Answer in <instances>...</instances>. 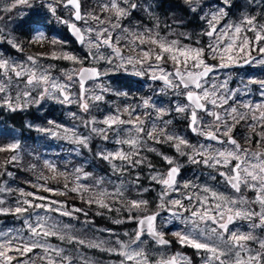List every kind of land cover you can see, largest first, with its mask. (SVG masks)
Masks as SVG:
<instances>
[{
    "label": "snow or ice",
    "instance_id": "6c2138e0",
    "mask_svg": "<svg viewBox=\"0 0 264 264\" xmlns=\"http://www.w3.org/2000/svg\"><path fill=\"white\" fill-rule=\"evenodd\" d=\"M184 2L201 22L199 32L178 31L185 24L176 20L162 29L150 6L143 10L154 22L132 26L133 12L141 8L136 0H97L90 10L84 9L83 0H52L48 11L68 27L86 54L65 50L66 41H48L44 31L35 29L29 43L50 42L49 52L18 60L0 56V107L24 110L45 100L75 105L78 111L67 113L72 126L50 120L54 127L38 131L75 145L77 155L82 149L91 152L92 140L99 139L94 156L110 168V173L97 175L82 166L60 170L45 160L51 175L41 173L38 182H29L35 192L0 180V215L21 221L19 228L0 230V264H95L81 246L115 254L119 264H193L184 252L169 251V231L181 249L195 250L202 264H264V79L241 81L243 88L233 89L230 74L221 76L225 69L264 65V16L243 13L229 19L233 0H222L218 7L213 4L219 0ZM21 5L29 0H12L3 10ZM61 5L69 11L67 20L57 16ZM5 39L24 51L0 28V40ZM49 60L73 67H61L56 75L57 65L45 62ZM129 69L160 87L137 100L103 83L110 73ZM248 85L259 86L261 102L239 99L242 91H250ZM105 94L123 99L109 102ZM159 96L169 99L154 98ZM177 118L185 122L183 131L175 126ZM242 123L248 129L244 143L236 138ZM20 150L18 140L0 145V153L12 154L0 164V177L14 175L6 166L20 162ZM149 154L166 167L158 168ZM181 158L197 166L194 179H182ZM61 179L62 188L50 186ZM151 192L155 198H145ZM38 193L77 194L90 207L115 212L113 224L135 227L121 236L111 228L93 229V222L85 219L78 229L70 221H79L78 213L87 217L83 208ZM6 196L14 197L11 205ZM85 229L108 233L109 238L77 235ZM52 238L61 243H52Z\"/></svg>",
    "mask_w": 264,
    "mask_h": 264
},
{
    "label": "rangeland",
    "instance_id": "374dc122",
    "mask_svg": "<svg viewBox=\"0 0 264 264\" xmlns=\"http://www.w3.org/2000/svg\"><path fill=\"white\" fill-rule=\"evenodd\" d=\"M137 3L141 5L139 10L133 12L131 17L132 26H135L137 23L142 25H151L154 21L149 19V15L143 9L145 7L151 8L152 13L159 18L161 23V28L164 29L166 25H172L174 20L180 21L185 24V27L177 29L178 31H187V32H199L201 22L198 18H194V16L188 12V6L185 4L184 0H136ZM12 0H0V28L4 30V36L9 38H15L18 43L19 41L24 42L25 37H29L31 33L35 29H39L43 31V25L50 22V20H54L52 14L48 11L46 5L48 3H52V0H29V5H21L17 8L13 9L11 12L4 11V7L11 4ZM222 3V0H219L218 3H214V7H218L219 4ZM235 7L231 9V14L229 19L236 20L243 13H249L251 15H261L264 16V13L261 12V9L264 8V5L260 4V0H233ZM97 4V0H83V7L85 10H90L95 7ZM208 9L206 8L205 11ZM254 10L255 14L251 12ZM97 11H99L97 9ZM65 16L69 14L68 9H63L62 5L57 8V16L58 15ZM66 19V18H65ZM69 19V18H68ZM35 21H41L40 24L34 23ZM22 22L27 23L26 27L20 26ZM127 24V21H125ZM28 25V26H27ZM45 29V27H44ZM52 38V37H51ZM27 40V39H26ZM51 41V40H48ZM62 41H66L65 47L69 46L70 43L67 40L62 39ZM32 44L27 42L26 45H23L24 51L18 52L11 47L5 40H0V56L4 58L11 59H21L27 55H34L37 53H47L52 49L50 42H47L44 46V51L33 52L31 49H27L28 45ZM37 46V45H36ZM60 45H57L59 48ZM78 55L83 57L86 52L85 49L81 47V49L76 52ZM46 63H54L57 65V71L54 74L59 75L58 69L61 67L71 69L73 65L67 61H45ZM104 67H108L104 65ZM255 70H264V65L253 64L249 65V67L244 71H236V70H222L221 76L225 73L230 74L231 79L229 80V87L233 89H242L244 84H247L248 80L251 79L252 75L256 74ZM103 70V68L101 69ZM256 79V78H255ZM103 83L110 87L113 91H122L128 92L129 96L139 99L141 97L152 96L153 91L160 87V84H156L148 81L146 77H139L132 74L131 69L128 72L119 71L110 73L108 76L102 78ZM250 89V85H248ZM256 94H259L257 92ZM106 100L109 102L116 101L120 103L123 99L122 97H116L112 94H105ZM250 91L241 92L239 99L241 101H251L249 99ZM157 100L167 101L169 97L167 96H159L154 97ZM130 102V101H129ZM258 102H261L258 100ZM257 102V103H258ZM108 105H101L102 108H106ZM5 107H0V113L5 114L8 112ZM68 111H78L75 105L64 106L56 103L52 100H45L41 105H31L30 107L24 110L10 111L12 113H19L23 117V127L25 131L21 133L18 129L11 127L10 125L2 122L0 119V145L8 144L14 141H19L21 145L20 150V162L18 164H8L7 170L11 171L14 175L12 177H8L7 175L0 177V180H4L8 182V185L14 189L23 188L26 191L35 192L36 189L31 187V183L38 182L36 177L41 175V173L45 176H50L51 173L44 166V161L48 160L55 163L60 170H64L67 166L69 170H71L75 166H82L86 171L93 172L97 175H105L106 173H110V168L107 162L102 161L94 156L96 149V145L101 144L99 139H93L91 142L92 151L90 152L88 149H82L81 154L77 155L76 152L72 151L76 146L70 144L68 141L48 135L47 133H43L38 131L39 128H52L54 125H50L49 121H54L56 124H62L66 126H72L73 121L68 117ZM171 118V117H169ZM78 123V122H77ZM175 126L177 129L183 131L186 127L185 122L182 120L175 121ZM240 130H247V126L243 123L239 126ZM80 131L84 134H87L83 128H80ZM193 142L196 141L195 137H192ZM111 148V145H107ZM163 150L168 154H172V151L167 148V146L163 147ZM11 153H0V164L3 161L10 157ZM153 162L157 163V167H166L163 165L161 161H159L158 157H155L152 154ZM184 164V169L182 172V179L195 178L194 171L197 170L196 165H190L187 163L186 158H181L180 161ZM36 165V169L33 170L32 166ZM2 171V169H0ZM147 170L145 169V172ZM126 179L128 177H125ZM39 183H43V181H39ZM145 186H148V181H144ZM63 185V180L53 181L50 183V186L53 188L61 187ZM40 195L49 196L51 199L65 201L69 207L75 206L73 205L74 201L65 200L63 196H56L50 193H38ZM69 195V194H68ZM75 197H79L77 194H71ZM135 196V194H132ZM156 196V192L146 193L145 198L152 200ZM9 201V205L12 204L14 197L6 196ZM77 200H79L77 198ZM84 203V202H83ZM86 204V203H84ZM89 206L88 204H86ZM76 207V206H75ZM79 208V207H78ZM84 208V207H83ZM115 214V212H114ZM79 216V221L71 220L70 222L76 226V228H82L84 215L82 213L77 214ZM116 215V214H115ZM123 215V214H122ZM99 217V215H97ZM65 222H69V218L63 217L61 218ZM88 220V219H87ZM100 221H103L101 219ZM21 227V221H18L15 217L11 215H0V230H6L8 228H19ZM95 228H103V227H93ZM118 235L123 234L125 231L131 232L134 228V224L124 223L120 225L113 224L112 221L109 223V227ZM77 235L86 238H94V237H102L104 239H108V233H98L93 231H88L85 229L82 232H78ZM123 239H127L126 237H122ZM166 238L172 241V246L170 247V252L181 251L179 244L176 243L175 238L171 235L169 231ZM111 240L115 241V237H111ZM51 242L54 244H60L61 242L56 240L55 238L51 239ZM61 246L66 248H73L74 245L62 244ZM81 252L84 256L91 257L95 264H119L120 257L115 254H110L108 252L100 251L95 248H85L80 247ZM15 264V262H14Z\"/></svg>",
    "mask_w": 264,
    "mask_h": 264
},
{
    "label": "flooded vegetation",
    "instance_id": "af4514ba",
    "mask_svg": "<svg viewBox=\"0 0 264 264\" xmlns=\"http://www.w3.org/2000/svg\"><path fill=\"white\" fill-rule=\"evenodd\" d=\"M63 9H66L62 6ZM252 13H256L258 11H254V10H251ZM53 16V15H52ZM60 16L62 19H65L67 20L69 18V14L68 16L65 15V16H61L60 14L58 15ZM54 20H50V22H48L47 24H44L43 25V31L45 32L46 36L48 37V40H51L53 38H57L59 40H67L70 45L65 47V50H68V51H73V52H78L79 49H81V46H78L76 44V42L74 41V38L71 37L68 33V27L65 25V24H62L60 23L56 16H53ZM78 25H79V22H77ZM26 24H24V22H22V25L20 26H23L26 27ZM28 26V25H27ZM45 27V29H44ZM34 35V31L31 33V35L27 38L25 37L23 41H19L20 44L23 46V45H26L27 42H29L31 40V37ZM52 37V38H51ZM27 39V40H26ZM47 42L41 44V43H32V44H29L27 49H31L33 52H37V51H44V46ZM37 45V46H36ZM249 67V65H246L242 68H237V69H225V70H236V71H244L246 70L247 68ZM252 71H254V69H251ZM256 74L252 75L251 78H256V79H264V70H255L254 71ZM150 82H152L151 80H148ZM153 83H156V84H159L158 82H153ZM258 85H250V95H249V99L251 100V102H253L254 104L258 102V100L262 101V98L260 96V94H256L258 91ZM248 133V129L247 130H240L239 127L237 128L236 130V138L241 142V143H244L242 137L245 136L246 134ZM190 135V134H189ZM253 147H255V145H253ZM249 195H252L251 193H249ZM259 231V230H258ZM168 239V238H167ZM172 246V245H171ZM182 252H184L187 256H189L192 261H193V264H202V261H201V258L199 256H197L195 254V250L193 249H190V248H183L181 249Z\"/></svg>",
    "mask_w": 264,
    "mask_h": 264
},
{
    "label": "trees",
    "instance_id": "16d2710c",
    "mask_svg": "<svg viewBox=\"0 0 264 264\" xmlns=\"http://www.w3.org/2000/svg\"><path fill=\"white\" fill-rule=\"evenodd\" d=\"M0 119L2 120V122L10 125L13 128L18 129V131H20L21 133H23L25 131L22 123H23V117L19 114V113H12L10 111L6 112L5 114L0 113ZM63 198L65 200H69V201H74L73 205H75L76 207L79 208H83L87 213L88 216L87 217H83V219H88L90 221L93 222V224L91 226L93 227H103V228H107L109 227V223L110 221H112V219L117 218L116 215L113 213H108L106 210H100L98 209L96 206H87L86 204L83 203V201L79 198V197H75L74 195H66L63 196ZM77 198L79 200H77ZM98 211H104L105 215L104 216H97V212ZM101 219H103V221H100Z\"/></svg>",
    "mask_w": 264,
    "mask_h": 264
},
{
    "label": "water",
    "instance_id": "95a60500",
    "mask_svg": "<svg viewBox=\"0 0 264 264\" xmlns=\"http://www.w3.org/2000/svg\"><path fill=\"white\" fill-rule=\"evenodd\" d=\"M68 33H69V35H70L71 37L74 38V41L76 42V44H77L78 46H80V44L76 41V38L72 35V33L70 32L69 29H68ZM244 66H246V65H244ZM244 66H242V67H244ZM242 67H233V68H229V69H237V68H242Z\"/></svg>",
    "mask_w": 264,
    "mask_h": 264
}]
</instances>
